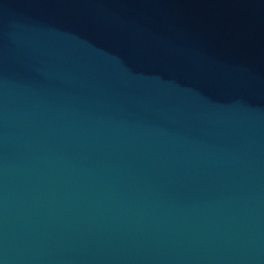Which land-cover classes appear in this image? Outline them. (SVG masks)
I'll list each match as a JSON object with an SVG mask.
<instances>
[{
  "label": "water",
  "instance_id": "95a60500",
  "mask_svg": "<svg viewBox=\"0 0 264 264\" xmlns=\"http://www.w3.org/2000/svg\"><path fill=\"white\" fill-rule=\"evenodd\" d=\"M0 264H264V0H0Z\"/></svg>",
  "mask_w": 264,
  "mask_h": 264
}]
</instances>
